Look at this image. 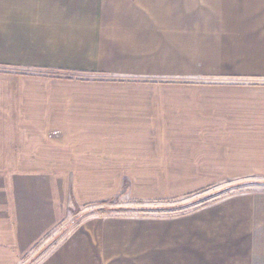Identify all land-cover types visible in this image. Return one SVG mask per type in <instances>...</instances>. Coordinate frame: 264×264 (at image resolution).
<instances>
[{
  "label": "crops",
  "instance_id": "1",
  "mask_svg": "<svg viewBox=\"0 0 264 264\" xmlns=\"http://www.w3.org/2000/svg\"><path fill=\"white\" fill-rule=\"evenodd\" d=\"M230 179H264V0H0V264H264L260 184L153 214Z\"/></svg>",
  "mask_w": 264,
  "mask_h": 264
},
{
  "label": "rangeland",
  "instance_id": "2",
  "mask_svg": "<svg viewBox=\"0 0 264 264\" xmlns=\"http://www.w3.org/2000/svg\"><path fill=\"white\" fill-rule=\"evenodd\" d=\"M252 183H255L256 186L259 184L264 186V179H230L225 181L223 184L218 185L217 187H214L210 189L207 193H199L195 196L190 197V199L182 200L181 203L177 202V204L169 203L161 205L160 209H164L161 211H153V214L158 215H169L174 213H183L186 212L195 206L206 202L210 200L211 198H220L232 194L237 193H245L247 190H249V187H252ZM251 184V185H250ZM258 184V185H257ZM122 200V198H121ZM153 206L156 205H150L145 208V206L138 207L135 205H132L130 203L123 204L120 203V199L118 198L117 201H112L111 205L105 206L104 213L105 214H128V215H138L142 213H152L148 212L151 211ZM98 209V208H97ZM143 209L144 211H141ZM146 209V210H145ZM98 211H96L97 213ZM91 213V212H90Z\"/></svg>",
  "mask_w": 264,
  "mask_h": 264
},
{
  "label": "trees",
  "instance_id": "3",
  "mask_svg": "<svg viewBox=\"0 0 264 264\" xmlns=\"http://www.w3.org/2000/svg\"><path fill=\"white\" fill-rule=\"evenodd\" d=\"M146 210V209H145ZM141 211H144L143 209H141Z\"/></svg>",
  "mask_w": 264,
  "mask_h": 264
}]
</instances>
